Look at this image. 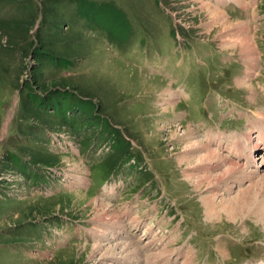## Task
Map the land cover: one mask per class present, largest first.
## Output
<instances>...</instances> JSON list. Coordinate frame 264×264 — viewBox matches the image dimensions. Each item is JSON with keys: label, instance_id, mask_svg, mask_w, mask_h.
Returning a JSON list of instances; mask_svg holds the SVG:
<instances>
[{"label": "rangeland", "instance_id": "1", "mask_svg": "<svg viewBox=\"0 0 264 264\" xmlns=\"http://www.w3.org/2000/svg\"><path fill=\"white\" fill-rule=\"evenodd\" d=\"M263 129L264 0H0V264H264Z\"/></svg>", "mask_w": 264, "mask_h": 264}, {"label": "bare ground", "instance_id": "2", "mask_svg": "<svg viewBox=\"0 0 264 264\" xmlns=\"http://www.w3.org/2000/svg\"><path fill=\"white\" fill-rule=\"evenodd\" d=\"M207 9H208V12L213 16V18H215V20H216V17H218L217 19L221 20L220 23H221V26L223 28H229V27L233 26L234 23L231 22L226 17V15L223 14L222 12L217 11V10L210 8V7H207ZM233 42H234V45L237 44L239 46L240 52H242V55L244 54L243 56H245L249 59L250 66L252 68L256 69V67H257V56L255 57L256 52H255L254 46L252 45L251 39L249 37H245L244 39H241V40L235 39ZM166 93L168 95V98L166 99V103H174L176 101V95L177 94H175L171 91H168ZM260 120H262V119H260ZM262 128H263V126H262ZM262 132H258L257 139L255 142L252 140L250 135H240L239 138L235 139V141H234L236 143V151L240 154L247 153L246 155L248 157V160L253 165H256L255 164L256 162H254V157H255V153H254L255 151L254 150L260 148L261 146L264 147V129L262 130ZM216 133H218V132H216ZM215 140H217V143H219L221 145V143H222L221 138H217ZM223 144H224V142H223ZM191 148H193L195 151H199V149H201L202 151L207 150V154L198 159V161H200V164H202V165L209 164L214 159L216 160L215 161L216 163L217 162L225 163L228 160L227 158L217 154L216 150H208L206 145H204L203 143H201L199 141H195V142L191 143ZM228 162H229L228 163L229 166L227 167V169L225 171L221 172V174H227L228 172H229V174H233L234 171H241L243 169L241 166H239V163L237 162L238 163L237 164L236 161H234V160L233 161L228 160ZM242 171L245 173V176H246L245 178L251 180L250 181L251 185L248 186L245 194H240L241 196L239 198L234 199V200H230L229 203H226L227 205L224 207L225 213L229 217L234 218L235 215L240 214L242 212H246L247 210H250L253 207L254 211L257 212L259 215H261V218L264 219V201L258 200V197L261 194H264V174L255 177L256 171H254V170L251 172H247V173H246L245 169ZM229 174H227V175H229ZM188 176L191 177L190 175H188ZM201 179L209 180L210 177L209 176L201 177ZM79 181L84 183L86 181L85 177H81L79 179ZM207 202L210 203V201H207ZM234 204H237V206H235ZM213 209L214 208L212 205L211 214H217L216 212H214ZM224 210H222V211H224ZM110 212H111V209L109 207L103 206V208L101 209V214L99 217L104 218L107 215L109 216L110 214H113ZM118 250H121L122 253L126 252L131 257H135L138 255V251L136 249V246L134 244L127 243V244L111 246L108 248H104L102 246L94 247L92 257L94 258V257L98 256L99 258H101V262H103L102 260H104L106 256H110L112 254L115 255V254L121 252Z\"/></svg>", "mask_w": 264, "mask_h": 264}]
</instances>
